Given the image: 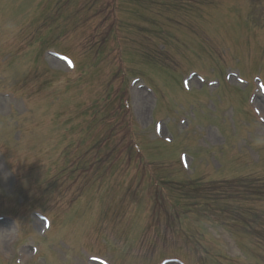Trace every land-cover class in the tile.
<instances>
[{
    "label": "rangeland",
    "instance_id": "1",
    "mask_svg": "<svg viewBox=\"0 0 264 264\" xmlns=\"http://www.w3.org/2000/svg\"><path fill=\"white\" fill-rule=\"evenodd\" d=\"M234 71L246 87L226 78ZM255 75L264 89V0H0V264H264V238L252 233L261 214L245 231L222 205L257 201L215 180L264 182ZM106 127L108 148L96 142ZM130 133L142 161L157 162L146 174L128 159ZM180 151L202 186L176 181L187 175L170 162ZM177 194L211 210L173 200L161 205L174 221L166 228L154 204Z\"/></svg>",
    "mask_w": 264,
    "mask_h": 264
}]
</instances>
